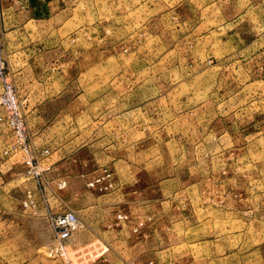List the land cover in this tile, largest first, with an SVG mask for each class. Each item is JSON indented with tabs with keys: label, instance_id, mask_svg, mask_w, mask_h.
Here are the masks:
<instances>
[{
	"label": "rangeland",
	"instance_id": "obj_1",
	"mask_svg": "<svg viewBox=\"0 0 264 264\" xmlns=\"http://www.w3.org/2000/svg\"><path fill=\"white\" fill-rule=\"evenodd\" d=\"M0 59L49 98L37 179L0 122V264H68L66 210L70 264H264V0H0Z\"/></svg>",
	"mask_w": 264,
	"mask_h": 264
},
{
	"label": "built area",
	"instance_id": "obj_2",
	"mask_svg": "<svg viewBox=\"0 0 264 264\" xmlns=\"http://www.w3.org/2000/svg\"><path fill=\"white\" fill-rule=\"evenodd\" d=\"M19 99L15 86L8 79L3 62L0 59V122L5 123L13 138V147H18L22 152V163L24 173L30 177L36 178L40 174L41 169L38 167L35 157L32 155L27 144V134L25 132L24 123L21 119L19 111ZM4 151L3 153H5ZM111 173L108 169L102 168L88 182L89 188H95L98 191H106L112 187ZM23 206L33 207L34 200L27 191L22 201ZM118 219L125 218L124 215H117ZM48 225L51 230L54 247L53 254L62 257L70 264L67 257L66 241L70 237L75 228H79L80 222L77 215L70 210L59 213H48ZM138 223L137 226H140ZM76 264H86L84 261H78Z\"/></svg>",
	"mask_w": 264,
	"mask_h": 264
},
{
	"label": "crops",
	"instance_id": "obj_3",
	"mask_svg": "<svg viewBox=\"0 0 264 264\" xmlns=\"http://www.w3.org/2000/svg\"><path fill=\"white\" fill-rule=\"evenodd\" d=\"M10 80H11L12 84L16 88V91H17V94H18V99H19V102H20L19 108L22 111L23 116H25V117L26 116L38 117V114H39L38 111H40L39 109H41V107H42V110H43L44 104L47 103V101L49 100V98L46 95H44V96L36 97L35 99H33V95L30 93V89H29V87H27V84H25V85H23L21 87L22 88L21 89L22 90V93H21L19 86L16 85V83H14V81L12 79H10ZM67 100L69 101V99H66L65 101H67ZM30 101H32V105H30ZM34 102L36 104H38V107H37L36 104L33 105ZM40 112H43V111H40ZM37 126L38 127L36 129V133L35 134H38V135H42V134H46V133H52V132L55 131L54 130L55 124L53 122H50V121L47 122V124H45V125L38 124ZM29 144H30V151L32 153H34L35 157L37 155L36 158L39 161V159H40L39 157L42 156V154H41V151L42 150L39 149L38 147H36V145H34V143L32 142V139L31 138L29 139ZM44 156H42L43 157L42 159H44ZM45 163H46V166H45L46 169H49L50 167H54L55 165L58 166V165L65 164V161L56 162V161L48 160V161H45ZM42 170H43V168H42ZM109 171H111V170H109ZM0 179H1V175H0ZM84 227H85V223H84Z\"/></svg>",
	"mask_w": 264,
	"mask_h": 264
}]
</instances>
